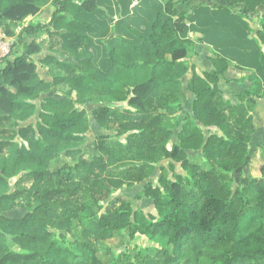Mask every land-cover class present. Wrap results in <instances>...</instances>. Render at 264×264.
Segmentation results:
<instances>
[{"label": "trees", "instance_id": "16d2710c", "mask_svg": "<svg viewBox=\"0 0 264 264\" xmlns=\"http://www.w3.org/2000/svg\"><path fill=\"white\" fill-rule=\"evenodd\" d=\"M114 1L123 18L124 3ZM161 1L164 10L142 31L119 24L100 0H0V27L13 38L28 18L53 7L49 21L23 27L17 37L23 53L13 44L0 60V264H104L97 243L125 232L131 241L150 235L167 244L135 246L134 254L122 251L110 264H264V223L247 225L264 221V164L259 177L235 183V173L250 161L263 81L251 74L242 79L250 87L226 99L220 88L226 59L212 58L215 69L203 75L187 62L194 43L182 33L191 13L177 6L188 0ZM262 7L264 0H226L220 9L242 19L258 15L256 37L264 45ZM44 35L51 50L67 57L41 60L64 72L52 82L39 76L32 58L43 48L35 38ZM63 84L71 86L68 98L44 97ZM186 91L193 95L192 112L181 123ZM88 105L96 106L92 119L105 132L90 158L81 149L89 120L78 108ZM37 112L39 121L24 125ZM190 151H200L207 166L192 163ZM163 161L185 174L172 181L161 176V188L152 178ZM17 177L32 179L31 187L17 183L12 191ZM140 184L155 215L112 197ZM19 204L25 215L10 218Z\"/></svg>", "mask_w": 264, "mask_h": 264}, {"label": "crops", "instance_id": "0c3cea01", "mask_svg": "<svg viewBox=\"0 0 264 264\" xmlns=\"http://www.w3.org/2000/svg\"><path fill=\"white\" fill-rule=\"evenodd\" d=\"M121 2L125 6L123 18H120V10L116 2L109 0L110 8L115 12L119 24L142 31L150 27L157 13L164 10L161 0H121ZM225 6L226 0H188L179 4L177 8L191 13L187 28L182 33L184 39L192 40L194 43V53L187 59L190 67L199 75H203L215 69L212 58L221 56L226 59L230 66L225 77L221 79L220 88L226 99L234 101L235 95L250 87L248 81L242 80L249 75L260 76L264 84V65L260 62L264 45L256 37V32L261 30L260 17L252 14L249 19H242L220 9ZM235 9L238 10L239 7ZM258 12L264 14V7ZM52 13L53 7L48 5L35 17L28 18L24 26L33 22L45 23L50 20ZM36 41L39 43L40 40ZM32 58L37 64L35 57ZM40 59L44 58H38ZM192 75L190 70L186 77L191 79ZM253 117L256 132L249 145L250 151L255 149V146L257 148L258 145L264 146V96L259 100V106ZM255 153L254 156L259 158L260 152L255 151Z\"/></svg>", "mask_w": 264, "mask_h": 264}, {"label": "rangeland", "instance_id": "374dc122", "mask_svg": "<svg viewBox=\"0 0 264 264\" xmlns=\"http://www.w3.org/2000/svg\"><path fill=\"white\" fill-rule=\"evenodd\" d=\"M100 5L102 7H106L109 9V0H100ZM50 17V16H49ZM48 17V18H49ZM25 26L20 27L19 29L16 30V37L13 38L14 44H17V55H21L24 51V44L23 43H18L17 37L18 35L22 32V29ZM28 42L33 40L32 38H27ZM36 40H40L39 43L42 44V52L35 57V60L37 61V68H38V74L39 76L47 80L49 82H52L53 79L59 75L64 76V72L61 71L53 62L52 63H43L38 58H45L47 55L53 54L57 58H62L59 52L51 50L50 49V44L48 42L49 38L44 35L39 38H36ZM27 43V42H25ZM63 60L67 61V57H63ZM42 64H44L42 66ZM185 85L190 82V79L187 77L184 79ZM239 82V81H238ZM229 83V82H228ZM71 90V86L68 84H63L55 87L51 92H49L47 95L44 97H54L57 99H64L69 97V92ZM192 103H193V95L186 91V95L183 100V107L182 109L178 112V117L179 120L183 121V118L190 114L192 112ZM96 106H79V109L85 110L87 114V119L89 120V131L86 133V140L81 144V149L82 153L86 158H90L93 155L94 151V144L96 141V138L101 135L105 134L104 131L100 129V127L97 125V123L92 119V110ZM37 108L38 112L41 109V102H37ZM38 112L34 117H32L28 122H26L24 125H35L39 119H38ZM179 130H175V135L172 140L173 143H177V134L179 133ZM206 136H208V133L206 132ZM255 149L249 152L248 156V167H245L242 171H238L235 173V183L236 186L241 185V178L242 176H251V177H259L260 176V166L261 164L264 163V146L258 145V148L255 146ZM255 151L260 152V156L255 157L254 155L256 154ZM255 153V154H253ZM190 160L192 163H197L201 167L207 166L204 162V157L202 153L199 152H194L190 151L188 152ZM63 161L69 165H73L75 160L72 159H63ZM169 161H163L157 169V172L152 178V182L154 185L163 187L161 184V179L160 177L163 176L164 179L167 181H172L175 179L176 175L178 173L185 174V171H183L179 165L176 164L177 170L176 172H173L171 167H170ZM175 164V163H174ZM252 165V168H251ZM18 184L19 189H28L32 185V179L26 178V177H20V178H14L11 181V189L14 191L16 189V185ZM143 190H144V184L137 185L133 188H126L123 190L119 191H114L112 192V197H121L124 198L126 201H130L133 205V209L142 211L143 213L149 215H155L156 211L154 208V205L151 200L145 198L143 196ZM26 213V209L23 207V205L19 204L16 210L11 211L8 213V216L10 218H22ZM264 223V221H259V220H254V221H248L247 225L249 226H257ZM9 243L10 246L14 249L17 250V248L14 246V244L11 241V238L9 237ZM167 242L165 239L161 237H154L150 235H137L134 241H131L128 239L127 233H118L115 235V237L111 240L104 241V242H99L97 243V247L99 249L98 257L99 259L104 263V264H110L113 259L122 251H127L128 253H135V246L142 248V249H149L152 247H161V246H166Z\"/></svg>", "mask_w": 264, "mask_h": 264}, {"label": "built area", "instance_id": "2783aa9c", "mask_svg": "<svg viewBox=\"0 0 264 264\" xmlns=\"http://www.w3.org/2000/svg\"><path fill=\"white\" fill-rule=\"evenodd\" d=\"M13 44V37L7 36L4 30L0 27V60L6 59L10 56Z\"/></svg>", "mask_w": 264, "mask_h": 264}]
</instances>
